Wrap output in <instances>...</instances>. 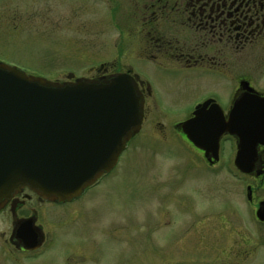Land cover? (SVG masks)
<instances>
[{
    "label": "rangeland",
    "instance_id": "1",
    "mask_svg": "<svg viewBox=\"0 0 264 264\" xmlns=\"http://www.w3.org/2000/svg\"><path fill=\"white\" fill-rule=\"evenodd\" d=\"M124 6L99 0H0V61L59 83L90 77L115 55L117 35L106 27L112 28L108 17L120 15ZM246 60L241 70L259 87L253 60ZM133 67L150 88L142 126L92 192L97 206L79 210L75 225L94 231L98 225L97 235L104 234L101 228L112 234L108 218L114 221L113 233L128 240L114 244V250L128 251V264H264V226L256 228L245 218L240 226L237 219L243 190L234 177L232 145L223 144L221 161L210 168L173 130L201 97H214L226 110L233 83L176 79L169 70L137 62Z\"/></svg>",
    "mask_w": 264,
    "mask_h": 264
},
{
    "label": "flooded vegetation",
    "instance_id": "2",
    "mask_svg": "<svg viewBox=\"0 0 264 264\" xmlns=\"http://www.w3.org/2000/svg\"><path fill=\"white\" fill-rule=\"evenodd\" d=\"M99 1L125 4L120 15L116 11L115 17H108L112 19V28L106 27L108 33L111 31L117 35L112 46L114 54H118L107 57L105 62L94 68L90 77L81 79L106 81L113 75L129 74L143 97L142 123L150 88L135 73L133 66L136 62L163 72L169 70L176 79L231 81L234 88L229 105L226 110L219 107L225 120L235 101L242 100L244 107L241 109L248 113L252 110L249 105L254 102L248 97L264 99V0ZM116 8L118 10V5ZM111 11L114 14L110 8ZM248 57L253 60L258 81L262 80L259 87L252 81L250 72L241 70ZM120 63L124 67L119 68ZM209 100L217 104L216 99L209 95L195 100L186 116L173 125V130L211 168L221 161V148L226 143L232 145L233 161L241 136L223 134L219 138L218 160L211 159L210 162L185 138L181 123L195 118L196 111L203 109L198 117L200 121L216 119L209 112V105L201 108ZM237 127L245 139L261 140L257 141L253 170L248 174L237 170L234 173L243 190L239 194L237 219L240 226L245 218L254 227L261 228L264 221L257 219V212L260 207V213L264 210V133L257 130L264 131V115L239 114ZM110 173L101 176L69 201L45 200L27 188L13 193L0 207V225L3 227L0 229V264H128V251L114 250V244L120 240L125 244L128 242L127 235L113 233L114 221L108 218L112 234H106L107 230L101 228L104 234L97 235L98 225L95 231L89 230L84 223L83 227L76 226L74 220L79 210L81 212L84 208L83 212H87L89 205L97 206L92 192Z\"/></svg>",
    "mask_w": 264,
    "mask_h": 264
},
{
    "label": "water",
    "instance_id": "3",
    "mask_svg": "<svg viewBox=\"0 0 264 264\" xmlns=\"http://www.w3.org/2000/svg\"><path fill=\"white\" fill-rule=\"evenodd\" d=\"M248 98L254 101L248 113L241 109L242 100L235 101L225 120L219 106L209 100L201 108L209 105L215 120H198L201 109L180 126L208 162L218 160L223 134L241 136L233 166L244 174L253 170L261 140L242 137L237 117L264 115V99ZM142 107L143 97L129 74L106 81L59 83L0 62V207L21 188L50 201L77 197L116 166L141 127ZM261 208L257 219L264 221Z\"/></svg>",
    "mask_w": 264,
    "mask_h": 264
}]
</instances>
